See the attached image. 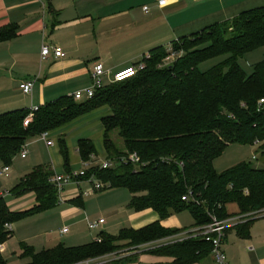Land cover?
Instances as JSON below:
<instances>
[{
    "label": "trees",
    "instance_id": "obj_1",
    "mask_svg": "<svg viewBox=\"0 0 264 264\" xmlns=\"http://www.w3.org/2000/svg\"><path fill=\"white\" fill-rule=\"evenodd\" d=\"M16 27L0 31V43L16 37ZM153 48L146 67L135 77L108 85L93 99L76 102L63 96L40 107L32 122L24 126L30 110H15L0 115V165L10 167L31 140L60 130L101 108L111 114L102 119L104 149L107 160L120 161L136 153L140 165L119 164L114 170L95 169L97 178L110 189H125L131 196L129 208L137 213L152 210L161 221L173 214L190 211L195 228L211 223L205 209L219 221L231 215L226 206L236 204L241 215L264 211V167L242 163L223 173L215 161L231 145H255L264 162V112L259 101L264 99V60L247 74L239 60L264 48V7L246 11L231 21L213 24L202 31ZM174 55L175 61L164 66ZM226 57L209 71L200 66ZM116 133V134H115ZM120 138L123 147L115 140ZM65 174L72 172L65 139L59 140ZM82 162L97 155L94 143L78 142ZM55 172L50 166L34 168L21 179L11 196L22 198L34 194L36 205L26 212H12L8 201L0 203V246L12 237L5 225L15 224L57 208L60 196L51 183ZM192 190L205 203L203 207L187 204L182 198ZM82 197L69 204L79 206ZM252 221L238 225L240 232ZM183 230L164 228L160 222L141 230L124 229L113 237L101 233V243L81 247L59 245L36 251L20 244L21 259L26 264H79L116 253L125 244L136 248L181 234ZM0 252V264H9ZM152 255L168 257L167 264H196L212 254V245L189 238L158 248ZM134 257L119 261L128 262Z\"/></svg>",
    "mask_w": 264,
    "mask_h": 264
},
{
    "label": "crops",
    "instance_id": "obj_2",
    "mask_svg": "<svg viewBox=\"0 0 264 264\" xmlns=\"http://www.w3.org/2000/svg\"><path fill=\"white\" fill-rule=\"evenodd\" d=\"M261 7H264V0H179L163 8L158 6L156 0H0V31L6 27L17 28V34L13 40L0 43V115L15 110L40 108L63 96L72 97L77 91L88 88L91 83L88 78L92 68L99 63L105 67L103 62L94 64L88 62L89 56L85 55L86 52L83 49L89 48L91 43H108L104 47L106 49L109 46L110 50L107 48V51L122 50L142 42H149L151 47H154L160 43L161 38L170 35L171 31L180 38L190 36L213 24L231 21L246 11ZM145 8L148 10L145 11ZM150 19H163V22H159L156 29L155 21ZM143 23L146 24L145 33L140 34L136 31L137 35H135L134 26ZM51 36L54 38V44L51 43ZM44 45L61 47L66 53L65 58L56 59L51 56L43 60L41 51ZM110 56L111 54L107 57ZM124 67H127L125 62H118L114 66L115 69L111 71L116 72ZM83 80L88 83L83 85ZM24 82L34 84L32 95H25L20 90V85ZM110 114V109L104 107L60 130L48 133V139L53 142L52 145L47 144L41 137L29 141L27 145L42 140L50 149L51 158L50 163L43 162L31 169L50 166L55 174H64V160L60 154L59 140L65 139L69 149L71 169L72 171L80 170L82 160L78 154L79 140H91L96 151L97 141L103 143L104 147V129L101 121ZM70 128L75 134L68 137L63 132ZM56 132L59 133L54 136L59 137L57 142L51 138ZM55 146L57 147L54 151ZM105 156L104 149L101 157ZM80 197L78 190L70 187L63 193V201H61L69 204ZM83 206L82 200L81 205H71L63 209L60 215L73 223L75 219L73 214L84 211L80 208ZM230 206H233L235 210L229 211ZM8 207L10 208L9 204ZM227 212L233 218L243 219L238 225L252 221L249 228L243 232L235 226L228 229L223 248L230 264H264V211H261L258 217L244 218L236 204H229ZM135 213L131 229L141 230L160 222L164 228L183 230V232L178 236L139 247L138 249H143L136 250L128 256L134 257L132 261L119 263L128 257L118 259L116 255L115 257L108 255L94 261L89 260L93 261L91 264L171 263L170 258L149 254L147 250L187 239L184 238L186 234L195 228L193 216L192 220L183 217L182 226L176 219L161 221L159 215L152 210ZM84 219L86 223L89 220L88 217ZM105 225L106 221L103 226ZM69 234L70 230L68 234L61 237ZM13 238L14 231L9 241ZM65 240L69 243L68 248L84 246L79 245L78 238ZM27 245L34 247L38 252L49 250L45 248L38 250V245L34 242ZM20 253L22 254L21 249ZM79 264H86V262ZM196 264H216V262L210 255Z\"/></svg>",
    "mask_w": 264,
    "mask_h": 264
},
{
    "label": "rangeland",
    "instance_id": "obj_3",
    "mask_svg": "<svg viewBox=\"0 0 264 264\" xmlns=\"http://www.w3.org/2000/svg\"><path fill=\"white\" fill-rule=\"evenodd\" d=\"M143 20V19H141ZM145 20V19H144ZM155 21V28L157 29L158 23L163 22V19H150ZM142 22V21H141ZM146 24L143 23L138 26H134L133 31H138L140 34L145 33ZM100 33V31H98ZM168 34V32H164V34ZM137 35V32L135 33ZM134 35V36H135ZM51 43L54 44V38L51 36ZM180 37L175 35L174 32H170V35H167L164 38H161L160 43L152 45L149 42L134 44L131 47H126L122 50H114L107 51V48L104 49L105 45L108 43H100L94 42L91 43L89 48L83 49L86 56L88 57V62L94 64L96 62L105 63V69L107 71H111L114 66L118 62H125L127 66H136L142 56L144 54H148L152 48L159 46H169L173 42L179 40ZM182 38V36H181ZM111 54L110 57H107ZM176 57L172 54L165 60L164 66H168L175 61ZM226 59V57L217 58L211 61H208L200 66L201 71H209L213 69L215 66L220 64ZM264 60V48L259 49L255 52H252L239 60V64L244 69L247 74H251L253 72L254 66ZM90 79V78H88ZM83 85L88 83L83 80ZM108 83V79L105 80ZM87 88V87H86ZM99 116V112H97ZM93 117V116H91ZM92 119V118H90ZM73 130L68 129L63 134L71 137L73 135ZM51 136L56 142L59 137H54L59 133H53ZM75 134V133H74ZM116 134V133H115ZM115 143L119 148L123 147V141L119 138L115 140ZM103 144V143H102ZM102 144L97 141L96 147L98 154L96 155L97 159H105L106 157H101L104 153V147ZM53 147V150H56ZM28 157L23 160L20 156H18L13 164L10 166V174L9 178H0V191H9L13 193L14 188L20 183L21 178H24L25 175L29 174L32 170L31 168L43 163L51 161L50 158V149L46 146V144L42 140H38L35 143H32L27 146ZM242 163L251 164L255 168H263L264 163L258 153V147L252 145H231L227 148V150L223 153L221 157H219L215 163V169L218 173H223L235 166H238ZM3 169V166L0 165V171ZM87 187L82 186V189L85 190ZM84 206L80 207V212H75L78 214H73L74 222L71 223L68 220H65V217L61 216V211L66 209L69 204L60 201V206L47 211L41 214L35 215L30 218L23 219L21 221L13 224L14 229V238L5 244L4 257L8 261L9 264H24L28 261L21 259V253L19 245L20 243H30L34 242L38 245V250L52 249L59 245H64L67 247L69 244L66 243V238L73 239L78 238L79 245H85L90 242H93L98 237H100L101 233H106L110 236L116 237L119 233L124 229H131V224L133 217L136 216V213L128 208L131 202V194L125 189H106L98 194H94L90 198L83 199ZM36 203V197L34 194H28L22 198H17L14 196H10L8 198V203L10 209L13 212H26L34 208ZM229 211H234L235 208L233 206L228 207ZM227 211V206H226ZM184 213V214H183ZM79 215V217H77ZM84 217H88L90 221H99L103 219L106 221V225L96 231H90L88 228V224L86 223ZM183 217L188 220H192V215L190 211L181 212L178 214H173L168 221L178 220L180 224L183 226ZM170 219V220H169ZM69 229L70 234L61 237L60 231L63 229ZM123 247L120 248L116 253L110 254L112 257H116L119 259L126 258L130 256L131 253L136 250L143 249L139 247L136 248H128L125 244H121ZM141 247V246H140ZM158 249V248H157ZM150 249L147 250L149 254L154 253L157 250ZM224 249V248H223ZM103 258V257H101ZM99 259V258H97ZM94 259V260H97ZM229 260V259H228Z\"/></svg>",
    "mask_w": 264,
    "mask_h": 264
},
{
    "label": "built area",
    "instance_id": "obj_4",
    "mask_svg": "<svg viewBox=\"0 0 264 264\" xmlns=\"http://www.w3.org/2000/svg\"><path fill=\"white\" fill-rule=\"evenodd\" d=\"M179 0H156V3L159 7H166L174 2ZM199 1V0H195ZM148 9L145 8V11ZM169 52L173 53L172 47L168 46ZM41 56L43 60L49 59L51 56H54L56 59H63L66 56L64 50L59 46H48L44 45L41 51ZM150 54H145L140 62L136 66H127L122 69H119L116 72L107 71L103 64H96L90 72V86L86 89L77 91L72 95V98L76 102H84L91 100L95 97L96 92L103 90L108 85L122 83L133 77H135L140 71L144 70L146 67V60H150ZM108 79V83L105 80ZM34 89V84L32 82H24L20 85V90L25 95H32ZM259 112H264V99L259 101ZM39 108H32L30 110L29 116L24 121V126L28 127L32 122V118L35 112ZM41 139L44 140L47 144L52 145L53 142L48 139V134H43ZM27 144L23 147L20 157L25 160L28 157ZM254 146L259 147L260 143L256 142ZM140 157L134 153L128 156H124L120 161L107 160L106 158L101 160L97 159L96 156H92L91 160L88 162H82V168L78 171H72L70 174H55L54 177L50 180L51 183L57 188V191L60 196V201L62 199L63 193L67 188L74 187L78 190V193L81 197L88 198L102 192L106 189H110V185L104 184L101 182L95 173V169L109 171L114 170L119 164L122 165H140ZM10 172V167H3L0 171V178H8ZM82 186H86L85 190L82 189ZM11 196L9 191H0V203L2 200H8ZM183 202L187 204H192L198 207H203L204 202L200 200V195L196 196L192 190H190L183 198ZM205 212L208 216L211 217V223L202 227H196L191 232L186 234L184 238H194L204 240L207 243L212 245V257L214 258L216 264H230L228 257L223 249L224 242L227 237V231L231 227H237L239 222H242V218H233L230 217L226 220L219 221L214 217L206 208ZM261 212L252 213L249 215H244L246 217H258ZM88 228L90 231H96L100 229L104 224L105 220L100 219L99 221H87ZM240 225V224H239ZM5 230L9 235L13 234V224H6ZM69 229L65 228L61 231V235L68 234ZM184 239V240H187ZM183 239L181 241H184ZM180 241V242H181ZM95 242L101 243L102 239L98 237ZM252 250V249H251ZM4 251V246H0V252ZM94 261V260H93ZM93 261H86V264H91Z\"/></svg>",
    "mask_w": 264,
    "mask_h": 264
}]
</instances>
